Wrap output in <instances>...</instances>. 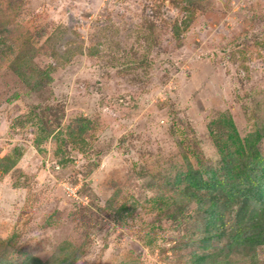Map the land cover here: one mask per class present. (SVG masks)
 Instances as JSON below:
<instances>
[{
  "label": "rangeland",
  "instance_id": "obj_1",
  "mask_svg": "<svg viewBox=\"0 0 264 264\" xmlns=\"http://www.w3.org/2000/svg\"><path fill=\"white\" fill-rule=\"evenodd\" d=\"M231 122L264 157V0H0V264H264L225 248L254 204L214 192L203 250L211 199L173 186L223 180Z\"/></svg>",
  "mask_w": 264,
  "mask_h": 264
},
{
  "label": "trees",
  "instance_id": "obj_2",
  "mask_svg": "<svg viewBox=\"0 0 264 264\" xmlns=\"http://www.w3.org/2000/svg\"><path fill=\"white\" fill-rule=\"evenodd\" d=\"M13 97L15 98L16 95ZM14 98H12V101ZM89 122L88 119H84L78 128L77 137L81 141L85 139L82 135L88 130ZM231 127L233 134L230 133L229 138L233 150H228L223 155V170L227 172L223 180L218 178L217 173L187 165L186 170L178 171L173 180V186H184L183 194L190 197V199H195V202L200 204L199 209H203V203H205L201 195L203 192H207L208 197L211 199L207 208L209 218L205 227L206 236L200 241L203 250L213 249L214 245L211 244L216 239L225 236L223 232L222 234L214 233V231L221 229L218 227V223H222L224 218L220 207H218V202L214 200L212 195L214 192L229 186L232 200L238 203L244 201L246 205L248 203L254 204V212L248 214V217V211L246 210H249L250 207L242 206L237 211V223L231 230L225 248L228 254L231 252L237 253L238 251V254L240 252L241 254L244 253L247 259L251 258L252 262H255V256L252 257L250 253L255 252L258 247L264 248V157L257 148L261 135L256 132L249 134L242 140L237 135L236 127L232 122ZM4 160H6V165L0 164V166L4 168V172H8L13 163L9 158ZM192 256V264H222L221 262H215L214 258L212 263H208V259L212 257L210 254L194 252ZM32 264L38 263L34 262ZM226 264L238 263L228 262Z\"/></svg>",
  "mask_w": 264,
  "mask_h": 264
}]
</instances>
